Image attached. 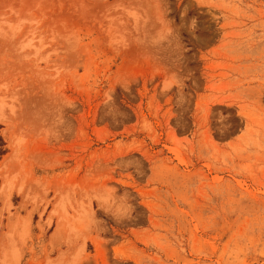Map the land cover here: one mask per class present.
Returning <instances> with one entry per match:
<instances>
[{
    "label": "rangeland",
    "instance_id": "374dc122",
    "mask_svg": "<svg viewBox=\"0 0 264 264\" xmlns=\"http://www.w3.org/2000/svg\"><path fill=\"white\" fill-rule=\"evenodd\" d=\"M0 264H264V0H0Z\"/></svg>",
    "mask_w": 264,
    "mask_h": 264
},
{
    "label": "trees",
    "instance_id": "16d2710c",
    "mask_svg": "<svg viewBox=\"0 0 264 264\" xmlns=\"http://www.w3.org/2000/svg\"><path fill=\"white\" fill-rule=\"evenodd\" d=\"M2 147H3V142H2V140L0 138V156L4 154V150H3Z\"/></svg>",
    "mask_w": 264,
    "mask_h": 264
}]
</instances>
